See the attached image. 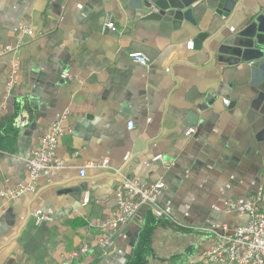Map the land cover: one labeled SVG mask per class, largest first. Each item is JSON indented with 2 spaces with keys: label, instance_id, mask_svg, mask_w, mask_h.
<instances>
[{
  "label": "crops",
  "instance_id": "1",
  "mask_svg": "<svg viewBox=\"0 0 264 264\" xmlns=\"http://www.w3.org/2000/svg\"><path fill=\"white\" fill-rule=\"evenodd\" d=\"M107 14L115 29H102ZM146 16L120 0H0V52L16 43L20 22L36 32L10 88L12 54L0 53V264H210L207 228L248 221L225 202L264 185V68L247 65L264 56V0H241L229 17L199 0L196 26ZM200 32L209 33L203 46ZM66 113L56 149L65 166L40 175L36 193L2 197L28 183L27 153ZM120 173L163 182L167 215L144 204L109 252L93 246L66 263L116 207ZM35 209L53 221L36 227Z\"/></svg>",
  "mask_w": 264,
  "mask_h": 264
},
{
  "label": "built area",
  "instance_id": "2",
  "mask_svg": "<svg viewBox=\"0 0 264 264\" xmlns=\"http://www.w3.org/2000/svg\"><path fill=\"white\" fill-rule=\"evenodd\" d=\"M115 29V22L105 16L102 29ZM31 24L22 21L19 24V34L16 43L5 47L0 53L12 54L10 58L11 72L8 78L7 86L12 87L18 81L20 74L21 52L27 43L26 37L35 35ZM195 43L189 41L188 48H194ZM130 57L144 66H148L150 58L141 51L130 53ZM63 77L69 75L64 73ZM226 104L230 103L225 99ZM68 113L55 121L40 138L38 144L33 147L25 157V164L29 172V181L26 184H20L17 188L1 192L2 197L10 200L22 197L37 191V179L40 175H46L50 179L58 175L59 171L65 166V162L57 156L56 149L61 137L65 134L64 120ZM129 127H133V121L128 122ZM194 131L189 128L186 134L190 135ZM157 155L154 159L160 158ZM108 160L103 159L98 166L108 167ZM91 165V164H90ZM81 176L86 175V168L80 169ZM121 183L117 189V205L113 211L99 223V231L95 236L94 242H82L79 246L71 250L67 256L66 263L80 259L88 253L93 246L109 252L112 245V237L128 222L137 215L140 207L148 204L152 207L154 214L158 217L167 215L159 203L158 197L165 184L161 181L146 183L140 179L129 177L120 173ZM89 202L88 195L84 198V203ZM229 210H238L246 212L249 219L245 224H239L230 229L224 224L220 227L207 228L213 237V244L204 253V260L210 264H264V185L260 186L257 194L252 198H246L242 201L228 200L225 202ZM35 223L53 221V217L42 209L33 211Z\"/></svg>",
  "mask_w": 264,
  "mask_h": 264
},
{
  "label": "water",
  "instance_id": "3",
  "mask_svg": "<svg viewBox=\"0 0 264 264\" xmlns=\"http://www.w3.org/2000/svg\"><path fill=\"white\" fill-rule=\"evenodd\" d=\"M127 6L136 11L137 17L147 15L150 19H159L171 23L174 28H180L185 22L196 26L197 22L194 18V3L199 0H120ZM241 0H214L215 11L219 15L229 17L235 11ZM209 37V33L200 32L197 35V42L203 46V42ZM195 43V42H194ZM264 55V53L262 54ZM254 73L256 70L264 68L263 58L247 64ZM77 192L85 189V185L81 184L76 188ZM73 191V190H71Z\"/></svg>",
  "mask_w": 264,
  "mask_h": 264
},
{
  "label": "trees",
  "instance_id": "4",
  "mask_svg": "<svg viewBox=\"0 0 264 264\" xmlns=\"http://www.w3.org/2000/svg\"><path fill=\"white\" fill-rule=\"evenodd\" d=\"M1 147H4V146H1ZM5 149L7 148V147H4ZM150 218H155L154 216H152V214L150 215ZM35 222V221H34ZM44 223H42V224H38V225H36V227H38V226H42ZM30 229H33L34 227H33V224H29V226H28ZM36 229V228H35ZM34 230V229H33ZM148 231H150V230H148Z\"/></svg>",
  "mask_w": 264,
  "mask_h": 264
}]
</instances>
